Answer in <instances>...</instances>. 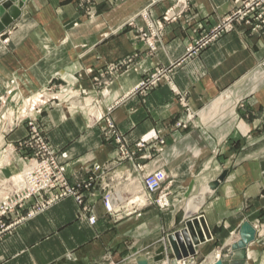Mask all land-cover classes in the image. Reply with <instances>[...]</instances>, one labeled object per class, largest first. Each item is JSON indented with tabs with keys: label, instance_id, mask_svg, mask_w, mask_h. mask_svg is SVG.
Instances as JSON below:
<instances>
[{
	"label": "crops",
	"instance_id": "obj_1",
	"mask_svg": "<svg viewBox=\"0 0 264 264\" xmlns=\"http://www.w3.org/2000/svg\"><path fill=\"white\" fill-rule=\"evenodd\" d=\"M236 1L246 0L26 1L20 20L0 35V93L16 79L22 93L60 94L36 119L52 149L66 153V176L82 202L65 198L2 234L0 264H136L137 257L154 258L169 234L198 217L208 240L195 249V264L229 254L243 222L256 230L246 264H264V24L257 31L236 24L186 57L187 47L209 36ZM168 10L178 18L164 23L150 51L138 31ZM127 58L128 65H119ZM157 69L171 71L173 88L162 83L145 96L134 94ZM106 120L130 150L157 147L159 137L165 147L120 161ZM180 122L183 129L176 128ZM26 132L18 127L4 145ZM104 165V180L116 179L112 217L92 173ZM157 169L166 174L167 209L143 202L141 179ZM223 171L224 181L210 191ZM172 260L165 251L158 264Z\"/></svg>",
	"mask_w": 264,
	"mask_h": 264
},
{
	"label": "built area",
	"instance_id": "obj_2",
	"mask_svg": "<svg viewBox=\"0 0 264 264\" xmlns=\"http://www.w3.org/2000/svg\"><path fill=\"white\" fill-rule=\"evenodd\" d=\"M143 17H146V14L143 15ZM177 18L178 15L173 14L172 10H168L161 20L165 23L174 21ZM236 24L250 26L252 31H257L260 28V25L264 24V0H246L245 2L236 1L232 13L223 18L209 36L206 38L196 39L192 45L187 47L186 57L196 56L200 50L213 43L221 35L232 30ZM146 28L147 30L145 29L142 32V39L146 42L149 50L153 51L154 46L152 43V37L158 35L160 30H162V22L157 20L155 24H153L146 21ZM130 62L131 60L127 58L121 61L119 65L123 66L125 64H129ZM170 72L171 71H165L162 69L152 71L142 78V80L134 87L132 90L133 93L145 96L162 83L168 84L173 88ZM47 102L48 100L37 103V106H34L36 109H33V112L35 113L40 105H45ZM39 112L40 110H38V113ZM190 118L192 117L190 116ZM25 122L27 124L28 134L22 143L19 142L18 146L19 148H26L28 145H35L37 149L36 153L39 155L42 154L41 159L37 162L31 161L29 166L22 171L18 178L13 179L11 186L14 192L0 201V218L11 212L18 204H22L30 200L36 202L34 209L29 211L25 217L21 218L19 223L33 219L65 198L75 197L78 203L82 202V196L71 187L69 180L66 179L64 175V169L61 165V161L67 159L66 153H57L52 149L50 144L43 137V131L36 125V118L27 117ZM106 124L108 125V129L111 131V136L114 137V142L118 146L120 161L133 163L137 151L143 150L146 147H152L158 154H160L165 147L164 139L159 137L157 140V147L147 146L146 143H140L136 146L135 150H130L123 144L118 136L113 135L112 122L106 120ZM184 127L185 125L181 122L176 124L177 129H183ZM145 157L150 159L151 155ZM106 166L108 167V165L94 166L92 173L95 174V179L100 180V187L104 191L101 198L102 204L106 214L112 217L115 216V211L113 207L112 188L110 182L116 179L109 178L108 180H104L106 175L104 172L107 171ZM136 169L141 171L140 165H137ZM165 181L166 174L162 169L145 173L141 179L145 193L143 202L149 205H155L160 209H167L169 207V203L167 200L166 190L163 187ZM91 182L94 183V179H92ZM90 186L91 184L88 183L87 186L84 187L86 188ZM197 220L200 225L204 242H206L208 238L200 224L199 217ZM95 222V217H88L89 224L94 225ZM217 257L219 258L220 255H217ZM175 264L195 263L193 262V257H189L185 260L177 261Z\"/></svg>",
	"mask_w": 264,
	"mask_h": 264
},
{
	"label": "rangeland",
	"instance_id": "obj_3",
	"mask_svg": "<svg viewBox=\"0 0 264 264\" xmlns=\"http://www.w3.org/2000/svg\"><path fill=\"white\" fill-rule=\"evenodd\" d=\"M87 2L89 4H91L90 0H86V3ZM165 13L160 18H158V21L162 22V29L164 27V22L161 19H162V17L165 16ZM145 14L146 13L143 12L141 16H143ZM88 17L90 19L92 18L91 15H89ZM155 22L156 21H154V22L152 21L151 23L155 24ZM130 25H131V23H130ZM145 29L147 30L146 23L138 31V34H139L141 39H142V34H143L142 32ZM161 31L162 30H160V32ZM158 39H159V35H155L152 37V43L154 46L153 51L155 50V42ZM17 82L18 81H16V79H10L6 83V88L3 90V92L0 93V111L2 109V111L0 112V117L2 115V112L5 111V116H4L5 121L3 123L0 121V159H1L2 154L7 153L10 150L12 151V154L7 155V157H6L7 160L5 159L4 162L0 160V164H2L1 166L4 165L2 167V169H0V180L1 181L7 180L10 182V185L13 183V179L15 176H17V175L19 176L22 173V171H24L25 168L29 166V163L31 161L32 162L40 161L41 155H42V154L39 155L38 153H36L37 149H36V146L33 144H31L30 146L28 145L26 148H24V147L19 148V146H18L19 142L22 143V141H24L25 137L28 134L27 124L25 122L26 118L29 116L31 117L32 115L34 118H36V116H39L40 114L43 113V111L48 106V104H50L51 102L56 101V100L61 98L59 93L53 92L52 90L49 91L48 89L41 91V92H36V93L29 92L27 89H25L24 90L25 93L24 92L22 93V88L19 89ZM23 94H24V96L21 97V95H23ZM46 100H48V102L45 105H40L36 111L34 110L35 111V113H34L33 109H36V108H34V105L37 106L36 105L37 103L45 102ZM38 110H40L39 113H38ZM2 125H3V127H2ZM36 125L38 126L37 119H36ZM20 126H23L26 128V131H27L26 136L24 138L20 139L19 141H17L15 144L7 143L4 145L5 139ZM42 134H43V137L48 142L44 131L42 132ZM16 161H17V163H19V165L16 163ZM63 161H61V165L64 169V175H65L66 179H68V177L66 176L65 165L62 163ZM15 167L17 170L14 169ZM5 171L6 172L9 171L10 173H8V176L2 177L1 174L4 173ZM90 184L93 185L92 183H90ZM8 187H9L8 189L10 190V192H8V194L6 196H9V194L11 195L12 192H14V190L10 189V186H8ZM35 205H36V202L33 200H30V201L22 203V204H18V205H16V207L11 212H9L7 215L1 217L0 218V238H1L2 234H4L6 231L12 230L14 228V226L27 222V221H25V222L19 223V220L21 218L25 217L26 214L29 213V211L33 210ZM22 212H24V213H22ZM11 215H15V218H14L13 222H11L10 224L7 225L5 223V220ZM220 257H221V255H220Z\"/></svg>",
	"mask_w": 264,
	"mask_h": 264
},
{
	"label": "water",
	"instance_id": "obj_4",
	"mask_svg": "<svg viewBox=\"0 0 264 264\" xmlns=\"http://www.w3.org/2000/svg\"><path fill=\"white\" fill-rule=\"evenodd\" d=\"M27 0H0V35L8 30L21 17ZM227 175L223 171L220 176L208 185L210 191L215 190ZM256 230L248 222H243L238 230V239L230 245L229 254L223 255L213 264H246L247 249L255 241ZM204 243V238L197 218L187 219L183 227L166 237V241L155 253V257L147 260L137 257L136 264H158L163 261L165 251L170 252L172 264L194 257L196 248Z\"/></svg>",
	"mask_w": 264,
	"mask_h": 264
},
{
	"label": "bare ground",
	"instance_id": "obj_5",
	"mask_svg": "<svg viewBox=\"0 0 264 264\" xmlns=\"http://www.w3.org/2000/svg\"><path fill=\"white\" fill-rule=\"evenodd\" d=\"M31 117H33V115ZM1 121H2V123L5 121V117L4 116L1 118ZM10 154H12V151L11 150L8 151L7 153L2 154L0 160L4 162L5 159H6V157H7V155H10ZM1 165L2 164H0V169H2V167L4 166V165L3 166H1ZM16 178H18V175L14 177V179H16ZM8 186H10V189H12L9 181H7V180L1 181L0 180V199L2 198L0 201H2L6 197V195L8 194V192H10V190L8 189L9 188ZM138 201H139V199L136 200V202H138ZM198 201H202V196L199 197ZM194 202H196V200Z\"/></svg>",
	"mask_w": 264,
	"mask_h": 264
}]
</instances>
